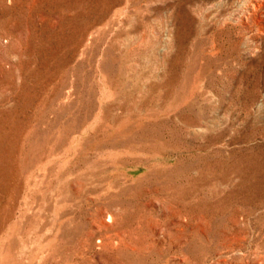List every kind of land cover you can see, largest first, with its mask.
Listing matches in <instances>:
<instances>
[{
	"label": "rangeland",
	"instance_id": "rangeland-1",
	"mask_svg": "<svg viewBox=\"0 0 264 264\" xmlns=\"http://www.w3.org/2000/svg\"><path fill=\"white\" fill-rule=\"evenodd\" d=\"M259 1L0 0V264H264Z\"/></svg>",
	"mask_w": 264,
	"mask_h": 264
},
{
	"label": "bare ground",
	"instance_id": "bare-ground-1",
	"mask_svg": "<svg viewBox=\"0 0 264 264\" xmlns=\"http://www.w3.org/2000/svg\"><path fill=\"white\" fill-rule=\"evenodd\" d=\"M247 2H246V4H247V6H248V8H250V7H255V6H259L260 5V1L259 0H256L255 2H253V0H246Z\"/></svg>",
	"mask_w": 264,
	"mask_h": 264
}]
</instances>
